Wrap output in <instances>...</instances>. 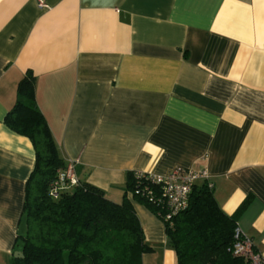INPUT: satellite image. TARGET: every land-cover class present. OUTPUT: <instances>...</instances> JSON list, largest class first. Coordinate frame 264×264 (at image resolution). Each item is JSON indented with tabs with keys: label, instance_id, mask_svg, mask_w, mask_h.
<instances>
[{
	"label": "crops",
	"instance_id": "obj_1",
	"mask_svg": "<svg viewBox=\"0 0 264 264\" xmlns=\"http://www.w3.org/2000/svg\"><path fill=\"white\" fill-rule=\"evenodd\" d=\"M0 0V264L14 260L30 141L3 119L26 73L75 175L120 203L128 172L203 170L264 257V0ZM198 184H203L199 181ZM151 249L175 264L157 214L127 195Z\"/></svg>",
	"mask_w": 264,
	"mask_h": 264
},
{
	"label": "trees",
	"instance_id": "obj_2",
	"mask_svg": "<svg viewBox=\"0 0 264 264\" xmlns=\"http://www.w3.org/2000/svg\"><path fill=\"white\" fill-rule=\"evenodd\" d=\"M3 124L27 138L35 155L24 190L25 232L17 236L14 244V251L23 257L11 264H141L142 255L151 249L144 243L127 195L158 214L162 212L160 206L135 194L142 187L155 192L157 186L146 176H138V172H128L118 204L80 181L71 192L51 199L49 184L66 163L36 106L31 73L18 83L15 103L4 116ZM247 204V200L243 201L233 214L226 215L211 189L205 184L195 185L188 208L173 216L170 226L164 224L175 264H249L231 253L237 218Z\"/></svg>",
	"mask_w": 264,
	"mask_h": 264
},
{
	"label": "built area",
	"instance_id": "obj_3",
	"mask_svg": "<svg viewBox=\"0 0 264 264\" xmlns=\"http://www.w3.org/2000/svg\"><path fill=\"white\" fill-rule=\"evenodd\" d=\"M37 8H46L45 0H35ZM74 163L68 161L63 169L57 170L55 178L48 187V196L57 200L60 196L71 192L79 185V180L75 175ZM138 176H146L157 186L155 192L146 187L141 188V192L136 191V195H141L150 203L161 207L157 214L163 225H171V218L188 208L189 196L192 188L202 181L208 189L213 188L206 171L175 168L165 176H152L146 173H137ZM231 253L235 257L242 258L249 264H264V257L255 251L252 241L245 237L238 227L233 234V244Z\"/></svg>",
	"mask_w": 264,
	"mask_h": 264
},
{
	"label": "water",
	"instance_id": "obj_4",
	"mask_svg": "<svg viewBox=\"0 0 264 264\" xmlns=\"http://www.w3.org/2000/svg\"><path fill=\"white\" fill-rule=\"evenodd\" d=\"M23 256H22V254H21V252H19V251H15L14 253H13V258L14 259H21Z\"/></svg>",
	"mask_w": 264,
	"mask_h": 264
}]
</instances>
